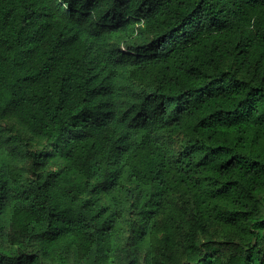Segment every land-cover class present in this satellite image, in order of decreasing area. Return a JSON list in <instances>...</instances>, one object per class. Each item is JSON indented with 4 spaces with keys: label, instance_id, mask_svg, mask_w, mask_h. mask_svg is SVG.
<instances>
[{
    "label": "trees",
    "instance_id": "obj_1",
    "mask_svg": "<svg viewBox=\"0 0 264 264\" xmlns=\"http://www.w3.org/2000/svg\"><path fill=\"white\" fill-rule=\"evenodd\" d=\"M0 264H264V0H0Z\"/></svg>",
    "mask_w": 264,
    "mask_h": 264
}]
</instances>
